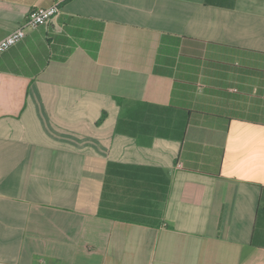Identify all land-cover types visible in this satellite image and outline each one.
Here are the masks:
<instances>
[{
	"label": "crops",
	"instance_id": "crops-1",
	"mask_svg": "<svg viewBox=\"0 0 264 264\" xmlns=\"http://www.w3.org/2000/svg\"><path fill=\"white\" fill-rule=\"evenodd\" d=\"M53 4L0 54V264H264V0H0V40Z\"/></svg>",
	"mask_w": 264,
	"mask_h": 264
},
{
	"label": "built area",
	"instance_id": "built-area-1",
	"mask_svg": "<svg viewBox=\"0 0 264 264\" xmlns=\"http://www.w3.org/2000/svg\"><path fill=\"white\" fill-rule=\"evenodd\" d=\"M61 11L59 4L33 9L26 20L0 40V54L16 45L26 36L27 29H35L50 22Z\"/></svg>",
	"mask_w": 264,
	"mask_h": 264
},
{
	"label": "trees",
	"instance_id": "trees-1",
	"mask_svg": "<svg viewBox=\"0 0 264 264\" xmlns=\"http://www.w3.org/2000/svg\"><path fill=\"white\" fill-rule=\"evenodd\" d=\"M118 101H119L120 103H122V102L124 101V99H123V98H118Z\"/></svg>",
	"mask_w": 264,
	"mask_h": 264
}]
</instances>
